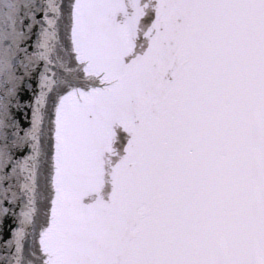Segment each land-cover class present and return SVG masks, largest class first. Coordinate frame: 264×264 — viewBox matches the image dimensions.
Wrapping results in <instances>:
<instances>
[{"label":"snow or ice","instance_id":"snow-or-ice-1","mask_svg":"<svg viewBox=\"0 0 264 264\" xmlns=\"http://www.w3.org/2000/svg\"><path fill=\"white\" fill-rule=\"evenodd\" d=\"M0 264H264V0H0Z\"/></svg>","mask_w":264,"mask_h":264}]
</instances>
